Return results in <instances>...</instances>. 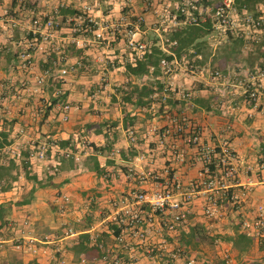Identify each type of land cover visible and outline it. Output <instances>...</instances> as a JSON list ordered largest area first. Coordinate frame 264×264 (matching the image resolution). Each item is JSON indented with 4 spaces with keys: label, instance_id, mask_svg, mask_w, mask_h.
Wrapping results in <instances>:
<instances>
[{
    "label": "crops",
    "instance_id": "0c3cea01",
    "mask_svg": "<svg viewBox=\"0 0 264 264\" xmlns=\"http://www.w3.org/2000/svg\"><path fill=\"white\" fill-rule=\"evenodd\" d=\"M193 1L206 17L198 22L203 25L210 21L214 4L221 0ZM181 2L27 0L29 11H23L16 0H0V131L8 132V143L0 148V163L12 162L10 173L17 172L10 187L0 190V202L10 203L7 225L12 232L0 248V264H9L12 254L5 245L11 244L12 238L31 235L39 239L49 235L54 242L40 243L46 250L36 253L10 245L16 263L54 264L61 259V264H97L92 259L96 253L82 263L78 260L82 252L74 253L70 245L80 232L109 239L104 221L109 199L132 188L159 187L168 180L184 185L196 177L202 166V146L224 143L233 149L234 189L242 190L241 200L236 207L223 203L208 217L203 213L201 199H193L184 220L165 234L167 239L176 243L175 236L179 238L184 233L196 238L194 228L211 239L216 233L229 235L236 227L245 232L241 222L253 218L258 205L262 206L264 218V0H249L246 5L253 15L262 17L261 27L252 29L246 37L241 30L218 36L208 24L203 41L179 57L173 55L168 70H160L156 76H130L128 84L123 63L133 60L132 51L125 46L122 27L109 42L77 47L68 27L57 25L53 42L62 46L66 62H77L75 70L63 78L57 76V66L62 62L51 65L57 54L50 48L46 57L43 50H32L28 69L18 65V52L30 39V16H52L54 22L60 21V17L81 10L83 5L88 6L91 16L110 21L123 15H140L138 37L150 45L153 38L159 44L163 35L165 43L159 46L171 52L165 41L167 32L161 33L159 28L162 25L164 29L165 19L171 22L169 31L183 24L173 21ZM61 7L67 8L66 13L59 12ZM49 65L50 73L43 76ZM215 70L218 75H213ZM41 75L42 83L37 85L35 79ZM53 81H58V86ZM148 83L157 88L170 85L172 89L162 99L161 90L156 88L146 95ZM254 88L257 95L253 100L248 92ZM59 93H65L64 97L58 98L46 114L51 99ZM64 101L73 108L62 120L60 104ZM166 113L183 119L180 133L168 131L161 135L162 130L170 129ZM128 128L134 131V141L126 134ZM193 132L197 140L187 142L186 137ZM58 138H68L69 142L59 147L54 141ZM83 142L86 144L82 149ZM40 147L45 155L37 158ZM63 150H71L77 159L65 157ZM8 151H28L24 158L26 169L19 163L21 154L15 158L13 154L8 156ZM138 153L144 154V159L136 161ZM92 161L102 172L87 168ZM51 166L55 172L49 170ZM141 169L152 170L155 178L139 181L135 174ZM63 195L68 199L64 201ZM65 224H70L76 235L63 236ZM246 234L251 241L245 250L238 251L230 241L214 237L220 247L215 253L204 249L200 256L195 251L191 254L196 264H264V237L254 231Z\"/></svg>",
    "mask_w": 264,
    "mask_h": 264
},
{
    "label": "built area",
    "instance_id": "2783aa9c",
    "mask_svg": "<svg viewBox=\"0 0 264 264\" xmlns=\"http://www.w3.org/2000/svg\"><path fill=\"white\" fill-rule=\"evenodd\" d=\"M19 10L29 11L27 0H16ZM179 12L184 14L182 20L173 18L176 23H198L206 20L193 0H182L178 6ZM242 10L241 13L239 11ZM30 32V39L18 52V65L20 68L28 69L31 64L32 50L41 49L45 57L49 54L47 49L55 51L57 56L51 60V65L57 66V76L65 77L75 70L77 62H66L62 56V46L53 42V30L56 28L52 16H30L27 22ZM60 24L68 27L73 35V44L77 47H90L96 42H109L113 39L116 30L121 29L125 46L132 51V60L141 57L148 47L147 40L138 37L140 32L141 16L130 15L120 16L116 20L95 18L89 14L88 6L83 5L82 9L64 16ZM262 17L255 16L248 11L244 5L239 9L232 0L217 1L210 15V28L216 34L224 35L229 31H242L246 37L254 29L261 27ZM174 43V41H172ZM46 46V47H45ZM42 47L44 49H42ZM65 61V62H64ZM157 65L161 70H168L170 61L161 57ZM153 66H150V70ZM51 66H46L43 76L49 74ZM262 73V72H261ZM37 76L35 81L40 85L43 76ZM213 75L218 72L213 71ZM170 85L162 87L160 97L164 99L169 91ZM257 95L256 88L248 92L251 99ZM73 106L64 101L60 104L61 119L68 117V112ZM165 118L170 124V129L161 131V135L172 131L180 133L184 128L183 119L176 114L166 113ZM127 136L134 141V131L128 128ZM196 132L186 137L187 142L196 141ZM86 143V142H83ZM202 166L198 169L196 177L184 185L176 180H168L155 188H132L120 195L109 199V207L104 215L106 222L105 232L109 239L101 238L97 233L89 234V239L95 243L98 254L93 256V262L97 264H196L195 257L183 246L169 241L165 234L174 230L175 225L182 222L188 211V207L195 198L202 201L204 215L211 217L215 210L223 203L236 207L240 200L242 190H236V166L233 149L226 144L202 146L200 148ZM19 153H17L18 155ZM42 147L36 153L37 158L44 157ZM65 157L77 159L71 150H63ZM144 154L138 153L134 156L136 161L144 159ZM213 163V167L209 163ZM262 167V164H259ZM136 177L139 181L148 177L155 178L152 170H136ZM65 201L68 196L63 195ZM262 206H257V214L253 218H245L241 222L246 233L254 231L257 235L264 237V218L261 215ZM76 230L70 224H65L62 229L63 236H74ZM15 248L27 249L36 253L39 249L45 251L41 244L54 242V237L44 235L40 239L35 236L12 238ZM4 238L0 236V248ZM225 260L228 256L224 255ZM78 260L85 262L83 253L79 254ZM54 264H61V259L55 260Z\"/></svg>",
    "mask_w": 264,
    "mask_h": 264
},
{
    "label": "trees",
    "instance_id": "16d2710c",
    "mask_svg": "<svg viewBox=\"0 0 264 264\" xmlns=\"http://www.w3.org/2000/svg\"><path fill=\"white\" fill-rule=\"evenodd\" d=\"M235 5L237 8H241L242 5L247 7V3L249 0H235ZM67 8L66 7H61L59 12L61 14L66 13ZM71 12H75V10H72ZM179 12V10H178ZM178 20H182L184 18V14L179 12L176 16H174ZM64 19V15L60 17V21H55L56 26L60 24V22ZM210 22V21H209ZM207 21L204 22L203 25L199 23H187L184 22L180 27H175L174 29H171L170 31L167 32L165 41L166 43H169L170 51L171 52H166L163 50L159 44L156 42V38L152 39V43L148 45L146 52L141 56V57H135L132 62L126 61L123 63V75L125 76V81L128 84L129 83V77L134 76V77H141L143 74H151V76H156L160 74V67L157 65L158 59L163 57L167 60H170L173 55L180 56L183 51L188 50V48H193L197 46L201 41H203V37L208 33L209 28H205L208 24H210ZM204 26V27H203ZM174 41V43H172ZM173 53V54H172ZM150 66H153V69L150 70ZM55 86H58V81H53ZM129 85H132L133 87L136 88V85L133 83H130ZM146 85V84H144ZM153 84L148 83L145 90H146V95L149 93H152L153 89L157 90H162L161 86L157 88L152 87ZM65 93H59L56 94L54 98L51 99L50 104L47 106V111L48 109L55 103V101L60 98L64 97ZM146 102L150 101V98L147 96L146 97ZM68 102V101H67ZM145 102V103H146ZM44 117V116H43ZM7 131H0V148L8 143L7 140ZM59 147H63L68 144L69 139L68 138H58L54 140ZM89 145V143H88ZM90 145H93L90 143ZM20 165L22 169H26V163L24 162V158L28 156V151H21L20 152ZM12 162H9V164H3L0 163V190H6L10 187V183L12 180L16 179L17 172H14V174L10 173V168ZM86 165V164H85ZM210 167H213V163H209ZM15 167V166H14ZM87 168L95 169L96 171L102 172L101 168L94 162L92 161L90 164H87ZM54 167H50L49 170L51 172H55ZM10 211V203L9 202H0V228H4L0 232V236L2 238H7L11 235V230L8 227V213ZM192 231H196V234L199 239L205 240L208 237L207 234H201L200 231L197 228H194ZM223 239L230 241L231 245L234 246L238 251H242L247 249L250 246V236L247 235L245 232H239L238 228H233V231L231 234L223 235L221 236ZM89 234L86 232H80L77 235V239L73 241V243L70 245L71 250L74 253L82 252L85 256V258H90L89 255L94 252L96 253L95 255L98 254L97 247L94 242L91 240L89 241ZM15 254H12L11 257L8 260L9 264H20L16 263L15 261Z\"/></svg>",
    "mask_w": 264,
    "mask_h": 264
},
{
    "label": "rangeland",
    "instance_id": "374dc122",
    "mask_svg": "<svg viewBox=\"0 0 264 264\" xmlns=\"http://www.w3.org/2000/svg\"><path fill=\"white\" fill-rule=\"evenodd\" d=\"M217 1V0H216ZM211 11V10H210ZM167 24H169V25H167ZM163 25H166V26H164V29H162V25L160 26V32L161 33H163V32H168L169 31V28L171 27V22H169V21H167V19H165L164 20V22H163ZM218 36H220V35H218ZM156 37L159 39V37L156 35ZM163 35L160 37V43H162V42H164L163 41ZM219 39H220V37H219ZM159 43V44H160ZM165 43V42H164ZM102 85V84H101ZM101 87H103V86H100V88ZM97 88H99V87H97ZM83 144V146L82 145H80L81 147H82V149L85 147L84 145L86 144V143H82ZM82 149H80V150H82ZM18 151V150H17ZM9 154H13V156L15 157V158H17L19 155H20V152H19V154L17 155V153H16V151H14V152H11V151H8V153H7V155L9 156ZM4 157V156H3ZM6 158H8V157H6ZM11 158V157H10ZM223 235H225V232H222V233H216L215 234V236L214 237H218V238H220V239H222L223 240V238L221 237V236H223ZM32 236H35V237H37V238H39V236H37V235H32ZM196 238H194L192 235H188V234H186V233H184L183 235H181L179 238L177 237V236H175V238H174V240L176 241V243L177 244H179L180 246H183L184 248H186V250L188 251V252H190L191 253V251L193 252V251H195V254H197L196 256H200V254H202L201 253V251H203L204 249L205 250H207V251H213L214 253L217 251V250H219L220 249V247L218 246L217 247V245H218V243H217V241L216 240H214L215 238L213 237L212 239L210 238H208V239H205V240H199L198 239V236H195ZM217 239V238H216ZM10 245H13V241H12V243L10 244V243H7L6 245H5V247L8 249V251H9V254H13V250L10 248L11 246ZM189 249H188V248Z\"/></svg>",
    "mask_w": 264,
    "mask_h": 264
}]
</instances>
